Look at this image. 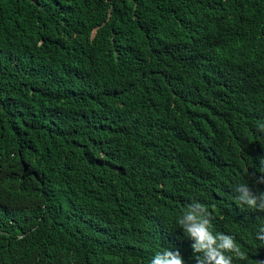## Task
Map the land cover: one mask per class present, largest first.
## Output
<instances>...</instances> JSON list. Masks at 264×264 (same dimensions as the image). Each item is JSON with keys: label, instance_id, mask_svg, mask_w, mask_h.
<instances>
[{"label": "trees", "instance_id": "1", "mask_svg": "<svg viewBox=\"0 0 264 264\" xmlns=\"http://www.w3.org/2000/svg\"><path fill=\"white\" fill-rule=\"evenodd\" d=\"M0 264H264V0H0Z\"/></svg>", "mask_w": 264, "mask_h": 264}]
</instances>
